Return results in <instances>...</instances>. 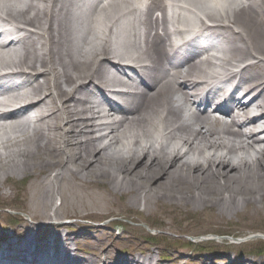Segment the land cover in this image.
I'll list each match as a JSON object with an SVG mask.
<instances>
[{"label":"bare ground","instance_id":"1","mask_svg":"<svg viewBox=\"0 0 264 264\" xmlns=\"http://www.w3.org/2000/svg\"><path fill=\"white\" fill-rule=\"evenodd\" d=\"M0 172L43 220L57 198L54 217L117 197L147 213L264 201V0H0ZM25 228L0 264H162L117 254L112 231L105 246L91 227Z\"/></svg>","mask_w":264,"mask_h":264},{"label":"rangeland","instance_id":"2","mask_svg":"<svg viewBox=\"0 0 264 264\" xmlns=\"http://www.w3.org/2000/svg\"><path fill=\"white\" fill-rule=\"evenodd\" d=\"M52 92L57 93L56 90ZM12 176L6 182V189L0 190V238L10 235L22 240L25 227L33 224L35 231L59 227L63 235L91 227L90 238L103 239L105 246L114 243L113 235L120 238L114 243L117 254L134 250L141 253L152 251L162 264H177L178 260H181L179 264H197L201 259L206 262L216 260L219 264L228 259L237 264H264L262 200L240 205L236 212H231L220 206L210 208L209 205L203 209L197 204L164 197L151 213H147L144 203L133 208L127 197H117L104 202L103 207H90L88 204L83 208L78 204L77 209L69 208L63 216L54 217L56 207H60L62 202L57 198L55 206L48 208L50 217L45 221L42 216L33 217L29 213L27 181L21 182L23 177L19 174ZM3 177L0 172L1 181ZM124 204L126 206L122 207ZM83 213L90 216L84 218ZM14 231L21 234L13 235ZM111 231L113 235H110ZM84 247L86 252L93 250L86 245Z\"/></svg>","mask_w":264,"mask_h":264}]
</instances>
